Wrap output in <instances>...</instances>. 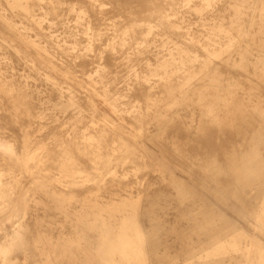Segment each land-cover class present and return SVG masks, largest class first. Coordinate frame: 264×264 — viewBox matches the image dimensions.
I'll list each match as a JSON object with an SVG mask.
<instances>
[{"label": "rangeland", "instance_id": "374dc122", "mask_svg": "<svg viewBox=\"0 0 264 264\" xmlns=\"http://www.w3.org/2000/svg\"><path fill=\"white\" fill-rule=\"evenodd\" d=\"M167 1L0 0V264H264V1Z\"/></svg>", "mask_w": 264, "mask_h": 264}, {"label": "bare ground", "instance_id": "6f19581e", "mask_svg": "<svg viewBox=\"0 0 264 264\" xmlns=\"http://www.w3.org/2000/svg\"><path fill=\"white\" fill-rule=\"evenodd\" d=\"M42 1V0H41ZM167 1V0H166ZM173 1V0H172ZM176 1V0H175ZM175 1H173V2H175ZM182 1H185V2H190V1H192V0H182ZM264 1V0H263ZM43 2H45V1H43ZM168 3L170 2V1H167ZM172 2V3H173ZM177 2H178V0H177ZM158 3V2H157ZM157 3H155V5H152V7H154V6H156V8H157ZM171 3V2H170ZM169 3V4H170ZM171 3V4H172ZM176 3V2H175ZM162 4H165L164 2L162 3ZM167 4V3H166ZM165 4V5H166ZM150 5V4H149ZM158 5H160V3L158 4ZM137 6V5H136ZM261 7V14H262V16H263V18H264V2L263 3H261V5H260ZM159 7H161V5L160 6H158V8ZM102 8V7H101ZM148 8H149V6H148ZM155 8V7H154ZM155 8V10H156V12H158L157 10L158 9H156ZM163 8V7H162ZM104 9V8H103ZM133 9H135V8H133ZM138 9H140V8H138ZM145 9V8H144ZM150 9H151V6H150ZM161 9V8H160ZM141 10V9H140ZM143 10V9H142ZM155 10H154V12H155ZM133 11V10H132ZM145 11V10H144ZM149 11V10H148ZM170 12V11H169ZM151 14H152V12H150ZM208 13V12H207ZM134 14V13H133ZM139 14H140V12H139ZM171 14V13H170ZM132 15V14H131ZM142 15V14H141ZM147 16H148V14H147ZM151 15H149V17H150ZM224 16V15H223ZM129 17H131V16H129ZM137 17V16H136ZM181 17V16H180ZM131 18H133V16L131 17ZM135 18V17H134ZM138 18V17H137ZM141 18V17H140ZM129 20V19H128ZM131 20H133V19H131ZM142 20H145V19H142ZM114 21H115V19H114ZM135 21V20H134ZM137 21H139V19L137 20ZM129 22V21H128ZM136 22V21H135ZM123 23V22H122ZM119 25V24H118ZM119 27H120V25H119ZM115 28V27H114ZM118 27H117V31H118ZM110 30H112V29H110ZM108 34V33H107ZM110 34H113L112 32L110 33ZM111 36V35H110ZM105 38V37H104ZM104 38H103V42H104ZM106 38H108V37H106ZM114 42H115V40H114ZM101 43V42H100ZM105 43V42H104ZM128 43V42H127ZM103 44V43H102ZM97 45V44H96ZM94 46V45H93ZM102 47V46H101ZM95 48V47H94ZM98 48V47H97ZM96 49V48H95ZM99 49V48H98ZM116 49H117V47H116ZM99 50H102V48L101 49H99ZM95 51V50H94ZM96 51H97V49H96ZM240 58H242V57H240ZM143 59V58H142ZM143 64V63H142ZM141 64V65H142ZM146 69V68H145ZM143 70V69H142ZM244 70H246V69H244ZM92 76V75H91ZM118 76H120V75H118ZM262 77H263V79H264V73H263V75H262ZM198 78H200V76H198ZM107 80V79H106ZM124 82V81H123ZM116 90V89H115ZM117 91V90H116ZM224 91V90H223ZM184 93V92H183ZM223 93H225V92H223ZM164 94H166V93H164ZM186 94V93H185ZM189 95V94H188ZM164 99L166 98V97H163ZM94 109L95 110H97V112L98 111H100V109L98 108V106H94ZM5 111V110H4ZM210 116L211 117H214V116H216L215 115V113L213 112V111H210ZM107 121V120H106ZM135 122V121H134ZM112 124V123H111ZM114 126V125H113ZM118 126V125H117ZM119 127V126H118ZM194 127L195 128H201V120L199 121L198 119H196V122H195V124H194ZM21 138V137H20ZM16 139V138H15ZM22 140V139H21ZM14 141V140H13ZM28 141H29V139H24L23 140V153H15L14 152V149H13V147H14V145H13V147H12V145H0V149L2 150V151H5V152H10V153H14L15 155H17V157L18 156H20L21 154L23 155V157H24V159H27L28 157H29V154H28V152L30 151V147L27 145L28 144ZM13 144V143H12ZM140 147V146H139ZM141 148V147H140ZM139 150V149H138ZM142 155V154H141ZM19 159H20V157H18ZM127 165H129V164H127ZM158 168L160 167V169H161V167L163 168V166H162V164H155ZM119 166H121V165H119ZM124 166V165H123ZM109 168V167H108ZM113 168V167H112ZM111 168V169H112ZM130 168V167H129ZM120 169V168H119ZM164 169V168H163ZM117 170V169H116ZM125 170V169H124ZM107 171V170H106ZM39 174V173H38ZM1 263V262H0Z\"/></svg>", "mask_w": 264, "mask_h": 264}]
</instances>
